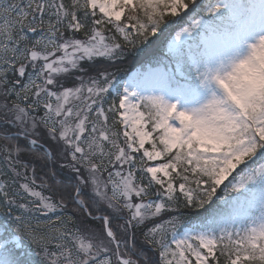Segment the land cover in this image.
I'll use <instances>...</instances> for the list:
<instances>
[{
    "label": "snow or ice",
    "instance_id": "obj_1",
    "mask_svg": "<svg viewBox=\"0 0 264 264\" xmlns=\"http://www.w3.org/2000/svg\"><path fill=\"white\" fill-rule=\"evenodd\" d=\"M0 264H264V0H0Z\"/></svg>",
    "mask_w": 264,
    "mask_h": 264
},
{
    "label": "rangeland",
    "instance_id": "obj_2",
    "mask_svg": "<svg viewBox=\"0 0 264 264\" xmlns=\"http://www.w3.org/2000/svg\"><path fill=\"white\" fill-rule=\"evenodd\" d=\"M138 67V66H137Z\"/></svg>",
    "mask_w": 264,
    "mask_h": 264
},
{
    "label": "trees",
    "instance_id": "obj_3",
    "mask_svg": "<svg viewBox=\"0 0 264 264\" xmlns=\"http://www.w3.org/2000/svg\"><path fill=\"white\" fill-rule=\"evenodd\" d=\"M138 66V65H137Z\"/></svg>",
    "mask_w": 264,
    "mask_h": 264
}]
</instances>
